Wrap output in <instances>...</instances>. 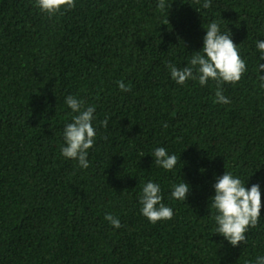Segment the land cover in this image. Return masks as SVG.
<instances>
[{
    "label": "trees",
    "instance_id": "obj_1",
    "mask_svg": "<svg viewBox=\"0 0 264 264\" xmlns=\"http://www.w3.org/2000/svg\"><path fill=\"white\" fill-rule=\"evenodd\" d=\"M158 2L74 0L49 17L34 0H0V264H254L264 256V60L256 47L264 0H211L207 9L204 0H165L163 11ZM212 21L230 30L246 64L238 82L220 84L229 103H214L215 80L177 84L167 67L202 53ZM68 95L95 107L87 168L61 155L77 114ZM157 147L177 156L172 170L155 164ZM224 171L261 192L260 221L236 246L215 233L210 197ZM149 180L170 220L141 214ZM183 181L187 198L175 200L171 186Z\"/></svg>",
    "mask_w": 264,
    "mask_h": 264
},
{
    "label": "clouds",
    "instance_id": "obj_2",
    "mask_svg": "<svg viewBox=\"0 0 264 264\" xmlns=\"http://www.w3.org/2000/svg\"><path fill=\"white\" fill-rule=\"evenodd\" d=\"M200 3V0H196ZM35 6L49 17L63 12L61 9L70 10L75 6L74 0H34ZM211 6V0H204L202 7L207 9ZM168 9L170 6H167ZM157 8L163 11L166 8L165 0H159ZM168 23V21H167ZM204 27V26H202ZM205 28V27H204ZM203 36L201 51L188 61L187 66L177 68L168 63L171 78L177 84H184L188 79L198 80L204 86L208 80L217 82L214 103H229L230 101L222 94L221 83L238 82L246 71L245 61L240 57L237 44L230 38L231 33L221 32L217 22L208 24ZM256 47L260 52L259 60H264V40H258ZM264 69V63L258 64V71ZM261 87L264 88V75L259 77ZM121 91H130V87L122 81L116 82ZM65 103L77 113L72 116V122L67 123L63 130L64 145L61 146V155L65 158L75 159L81 168H87L88 149L93 147L96 137V130L92 121L95 119L94 106H86L82 100L75 96L65 97ZM103 127H107V118L99 121ZM167 127V124H164ZM145 154L141 153L140 157ZM155 157V164L165 170H172L177 164V156L169 155L164 147H157L151 154ZM171 197L175 200L185 201L189 192V185L186 182L173 184L171 186ZM214 195L210 197L211 208L216 210L214 220L217 224L216 232L221 234L231 245L236 246L240 242H246L245 233L249 228L256 227L260 221V210L262 207L261 192L259 184H252L245 187V182L235 177L232 173L224 171L218 176L213 184ZM161 187L159 184L149 180L143 184L139 194L141 214L151 223L160 220H170L173 217V210L162 203ZM105 219L115 228H120L118 218L111 213L105 214ZM245 264H253V261H246ZM254 264H264V256H257Z\"/></svg>",
    "mask_w": 264,
    "mask_h": 264
}]
</instances>
